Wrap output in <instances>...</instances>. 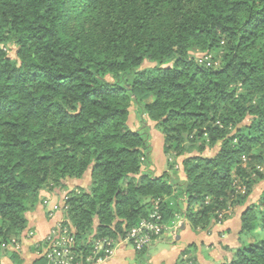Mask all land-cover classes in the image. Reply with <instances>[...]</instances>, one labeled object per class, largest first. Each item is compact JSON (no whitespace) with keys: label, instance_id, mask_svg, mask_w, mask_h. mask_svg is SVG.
Masks as SVG:
<instances>
[{"label":"trees","instance_id":"16d2710c","mask_svg":"<svg viewBox=\"0 0 264 264\" xmlns=\"http://www.w3.org/2000/svg\"><path fill=\"white\" fill-rule=\"evenodd\" d=\"M149 121L167 157L160 175ZM178 158L183 178L170 175ZM263 169L264 0H0V250L23 237L42 190L72 179L88 184L67 192L63 225L85 258L156 201L166 226L182 217L208 233ZM257 196L236 244H220L223 261L198 263L192 243L174 264H264V187ZM147 249L136 264H149Z\"/></svg>","mask_w":264,"mask_h":264},{"label":"crops","instance_id":"0c3cea01","mask_svg":"<svg viewBox=\"0 0 264 264\" xmlns=\"http://www.w3.org/2000/svg\"><path fill=\"white\" fill-rule=\"evenodd\" d=\"M178 176L183 178V173L180 170ZM75 185H80L79 179L68 181L65 189H55L52 192L42 190L40 192L39 203L32 211L27 213L28 225L23 237L17 242V247L13 248V245L9 252L3 249L0 250V264H34V261L38 258L39 245L43 243L42 240L57 222L62 218L64 219L61 206L67 192ZM54 205H57L58 208L52 209ZM236 218L237 209L228 220L214 226L208 233H196L190 229L187 223H184V227L179 226V230L176 228L177 233L174 241L164 239L163 235L147 249L146 262L149 264H174L180 252L189 244L195 243V240L202 242L208 239L215 246V252L209 251L207 260H204V263H212L214 257L219 258L218 262H220L225 255V251L220 247V244L227 243L229 246L236 244L237 232L233 230V226L236 225ZM179 223L181 225V222ZM29 230H33L34 234L32 236L27 235ZM161 243L170 244V248H160L159 244ZM213 245L210 247L208 245L205 248L207 250L213 249ZM152 248H154V252L151 254ZM217 250L221 251L222 255L216 252ZM11 251L16 253L14 257L10 256ZM168 258H171L170 261H168ZM135 261L136 251L129 243L124 242L116 246L114 253L107 261L100 264H136Z\"/></svg>","mask_w":264,"mask_h":264},{"label":"built area","instance_id":"2783aa9c","mask_svg":"<svg viewBox=\"0 0 264 264\" xmlns=\"http://www.w3.org/2000/svg\"><path fill=\"white\" fill-rule=\"evenodd\" d=\"M198 58L199 62H203L209 59V56H198ZM209 63L207 61V64ZM57 208V205L52 207V209ZM176 228V225L168 227L162 222V214L159 211L158 201H156L149 215L141 219L135 227L130 229L124 238L118 241L111 238L94 239L92 251L85 258L74 251L73 230L69 226L63 225V221H61L53 226L42 240L43 243L39 245L41 249L40 255L44 258L46 264H93L102 262L111 256L116 242H127L136 250H142L149 248L165 231H171L175 235ZM33 234V232H29L28 236H32ZM12 242V244L17 245V242L14 240Z\"/></svg>","mask_w":264,"mask_h":264},{"label":"rangeland","instance_id":"374dc122","mask_svg":"<svg viewBox=\"0 0 264 264\" xmlns=\"http://www.w3.org/2000/svg\"><path fill=\"white\" fill-rule=\"evenodd\" d=\"M10 53H11V51H10ZM196 55L197 56H204V54H201V53H197ZM150 65L151 64L149 62H146V63L143 64V66H150ZM137 117L138 116H137L136 112L132 109L131 112H130V115H129V120H128L129 121L130 128L135 129V128L139 127V124L137 122V120H138ZM148 123L150 125V128H149V137H150L149 138V140H150L149 145H150V151H149V153H150L151 161H152V165L149 168L152 170V172L155 175H160L161 173H163L164 171H166V170L169 169L168 168V165H167V157L162 152L163 138H162V135L154 128L153 123L150 122V121ZM204 153L206 155H211L212 153H214V150H208V151H205ZM177 161H178V166L175 165L174 166V169L170 170V175H172L173 177H177L178 176V172L177 171L181 169V165H179V163L181 162V158H178ZM79 183H80V185L82 184L81 186H84L85 187L88 184V179H86V177L80 178L79 179ZM263 187H264V181L261 182V183H259L255 187L254 191L252 192V194L250 195V197L247 199L246 203L243 206H240V207H237L236 208L237 209V218L235 220V224L236 225L233 226L234 232H237L239 230V228H240V214H241V212L244 210V208H245V206L247 204H249L252 201H255L256 200V198L258 197L257 195H259V193L261 192V190L263 189ZM236 209H233L232 207H230L226 211V213H230V216H231L235 212ZM61 221H64V219L62 218L56 224L60 223ZM179 222H181V223L183 222V218L182 217H179L178 223L176 224V227H177L178 230H179V226L181 227V225H180ZM29 232H33V230H29L28 233ZM28 233H27V235H28ZM163 235H164V239H166L168 241H174L176 239V234L173 235L171 233V231H167V232L163 233ZM160 238L156 239V241L159 240ZM122 243H124V242L122 241ZM192 243L194 244V242H192ZM119 244H120V242H118V243L116 242V246H118ZM195 245L197 246V249L194 252V254L197 255V262L198 263H204V260L205 261L207 260V256H208L209 251L210 252L211 251L212 252H215L214 251L215 246L213 245V243L210 242V239L204 240L202 242H200V240H195ZM208 245H209V247L211 245H213V249L207 250L205 247L208 246ZM116 246H115V248H113V253H114V251L116 249ZM16 247H17V245H14L13 246V248H16ZM159 247L160 248L161 247L170 248V244L161 243V244H159ZM132 248L135 251H142L143 250V249L142 250H136L133 246H132ZM153 250H154V248H152V250L150 252L151 254L154 252ZM40 252H41V249L38 250V258L41 257ZM216 252H218L220 255H222L221 251H218L217 250ZM111 256H109L108 258H106L104 261H107ZM198 257H199V259H198ZM170 259L171 258H168V261H170ZM218 260H219V258H217V259H216V257L213 258V262H215V261L217 262ZM223 260H224V258H222V260H220V261H223ZM104 261H102V262H104ZM102 262L93 263V264H100Z\"/></svg>","mask_w":264,"mask_h":264},{"label":"water","instance_id":"95a60500","mask_svg":"<svg viewBox=\"0 0 264 264\" xmlns=\"http://www.w3.org/2000/svg\"><path fill=\"white\" fill-rule=\"evenodd\" d=\"M184 227V222L181 223V228Z\"/></svg>","mask_w":264,"mask_h":264}]
</instances>
